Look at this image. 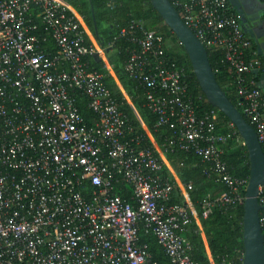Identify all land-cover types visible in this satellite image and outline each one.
<instances>
[{"label": "built area", "instance_id": "2783aa9c", "mask_svg": "<svg viewBox=\"0 0 264 264\" xmlns=\"http://www.w3.org/2000/svg\"><path fill=\"white\" fill-rule=\"evenodd\" d=\"M177 5L201 43L222 50L235 73L237 109L264 153V91L247 76L261 64L252 41L226 0ZM82 22L65 0H0V264H157L142 232L156 238L171 264H200L185 235L197 215L191 183L176 180L183 203H170L175 183L164 160L132 133L105 74L90 68L87 57L104 48L87 41ZM134 29L137 48L126 69L145 89L156 125L172 131L158 152H193L225 186L201 199L202 218L215 206L243 205L248 178L233 175L222 158L233 125L219 132L218 110L199 109L162 34L137 21L119 35ZM79 99L92 113L88 120ZM120 183L130 200L114 191ZM258 200L264 205V186ZM259 222L264 229L263 210ZM242 254L230 264H242Z\"/></svg>", "mask_w": 264, "mask_h": 264}, {"label": "trees", "instance_id": "16d2710c", "mask_svg": "<svg viewBox=\"0 0 264 264\" xmlns=\"http://www.w3.org/2000/svg\"><path fill=\"white\" fill-rule=\"evenodd\" d=\"M65 1L81 16L97 45L104 48L103 55L87 57L90 68L105 74L106 85L119 108L127 115L132 133L139 134L143 146L149 147L155 155L165 159L163 161L164 173L175 183L170 203H183L180 187L177 186L175 177L183 183H191L192 187L188 191L189 198L196 210L199 221L198 224L195 217H193L185 231V235L193 246L192 258L200 264L237 263L238 251L243 250V205L236 207L215 206L207 218L201 217V199L207 193L217 194L225 189V186L217 183L205 173L207 164L202 162L193 152L174 149L167 150L160 155L157 147L163 148L165 138L169 137L172 131L167 125H156L157 116L147 107L145 89L130 76L126 69V62L131 51L137 48L133 36H138L139 32L134 29L128 34L119 35L120 29L129 26L131 22L138 21L145 27L152 28L162 34L166 39V54L169 61L184 67L187 74L189 93L194 100H201L198 104L199 109H211L213 107L208 103L198 86L184 49L163 23L149 0ZM170 1L178 13H181L180 7L177 5L179 0ZM231 12L234 14L233 11ZM87 41L90 42V39L87 38ZM45 44L46 47H50L48 43ZM206 49L217 82L226 92L230 101L238 108L233 69L224 61L222 50L217 47H206ZM106 65L111 67V71L107 69ZM255 70L247 74L254 81ZM77 104L81 114L88 120L92 113L86 107L85 100L79 99ZM216 123L217 131L229 132L231 122L222 112L218 111ZM232 129L236 131V134L231 135L224 144L222 158L233 175L248 178L249 160L247 150L243 140L241 138L237 139L239 134L236 128L233 126ZM114 191L122 198L130 200V190L123 183L115 185ZM262 231L264 234V229ZM140 238L141 242L147 244L153 261L157 264H171L169 257L152 234L142 232Z\"/></svg>", "mask_w": 264, "mask_h": 264}, {"label": "water", "instance_id": "95a60500", "mask_svg": "<svg viewBox=\"0 0 264 264\" xmlns=\"http://www.w3.org/2000/svg\"><path fill=\"white\" fill-rule=\"evenodd\" d=\"M149 1L184 49L192 73L208 103L229 119L243 140L248 154L249 175L242 214V264H264V234L259 222V213L264 211V205L258 200L259 190L264 186V153L257 134L220 87L206 47L184 23L171 1Z\"/></svg>", "mask_w": 264, "mask_h": 264}, {"label": "crops", "instance_id": "0c3cea01", "mask_svg": "<svg viewBox=\"0 0 264 264\" xmlns=\"http://www.w3.org/2000/svg\"><path fill=\"white\" fill-rule=\"evenodd\" d=\"M226 1L231 8V11H233L234 15L238 18L245 35L252 41L253 55L261 61L260 66L254 72V79L257 85L264 91V0ZM82 23L90 40L95 42L90 30L84 22ZM163 160L165 159L163 158ZM175 178L178 180L177 177ZM194 217L196 222L199 224L197 215Z\"/></svg>", "mask_w": 264, "mask_h": 264}]
</instances>
